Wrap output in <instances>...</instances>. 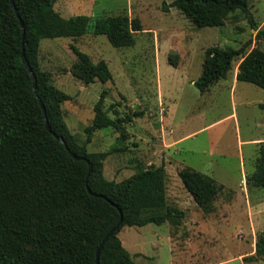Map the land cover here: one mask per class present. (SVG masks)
Listing matches in <instances>:
<instances>
[{"label":"rangeland","instance_id":"1","mask_svg":"<svg viewBox=\"0 0 264 264\" xmlns=\"http://www.w3.org/2000/svg\"><path fill=\"white\" fill-rule=\"evenodd\" d=\"M173 0H57L63 17L88 15V31L76 38H43L39 62L56 87L70 95L62 104L65 121L80 143L103 91L110 117L130 115L123 141L112 127L95 131L89 152H111L104 161V177L121 181L140 164L163 165L167 203L184 211L179 225L171 222L124 225L118 232L135 264H264L255 256L257 235L264 231V191L248 189L246 176L254 170L256 144L239 140L264 136V89L235 79L241 56L226 78L201 94L194 81L202 71L210 46L253 47L264 51V0H249L246 12H231L221 26L198 27ZM138 17L142 30L131 46L115 47L106 35L94 34L98 17ZM249 42V43H248ZM94 62L104 59L112 79L84 84L70 73L76 59L71 46ZM170 58V59H169ZM134 112H142L133 115ZM234 113V115H233ZM238 127V130L236 129ZM170 128L174 131L170 132ZM189 135L170 148V138ZM123 147L122 151H113ZM189 166L223 185L212 212L199 208L185 189L179 168Z\"/></svg>","mask_w":264,"mask_h":264},{"label":"trees","instance_id":"2","mask_svg":"<svg viewBox=\"0 0 264 264\" xmlns=\"http://www.w3.org/2000/svg\"><path fill=\"white\" fill-rule=\"evenodd\" d=\"M0 0V264H95L96 250L103 237L122 218L113 235L104 243L98 264H135L123 246L118 232L124 225L143 226L166 221L179 225L184 211L169 205L166 197V172L163 165L144 167L121 181L104 177V161L109 151L89 152L92 134L112 127L119 140L127 136L125 123L130 115L110 117L104 108L103 91L94 105V116L85 127L80 143L64 118L62 104L70 95L56 87L49 71L39 62L43 38L80 37L88 31V15L61 16L57 0ZM249 0H173L171 7L180 10L198 27L221 26L236 10L246 12ZM24 23L22 33L20 20ZM257 29V37L264 30ZM142 30L138 17L109 15L94 20L92 32L104 34L115 47L134 44V34ZM249 43V42H248ZM248 44L240 48L205 49L202 71L194 85L201 94L226 78L233 61L241 56L236 79L264 89V51ZM76 55L70 73L84 84L112 79L104 59L91 57L72 45ZM22 50L34 72L36 94L28 70L23 66ZM170 59V58H169ZM52 131L61 135L68 148L83 160L72 158L64 145L45 127L43 111ZM142 112H134L133 115ZM116 147L113 151H122ZM92 171L88 173V163ZM254 170L246 184L264 191V141L256 143ZM185 189L205 213L212 212L213 202L223 185L213 177L189 166L178 170ZM91 191L103 194L121 210ZM255 256L264 260V231L257 235Z\"/></svg>","mask_w":264,"mask_h":264},{"label":"water","instance_id":"3","mask_svg":"<svg viewBox=\"0 0 264 264\" xmlns=\"http://www.w3.org/2000/svg\"><path fill=\"white\" fill-rule=\"evenodd\" d=\"M10 4H11L12 8L14 9V11L16 12L15 5H14V1H13V0H10ZM17 16H18V15H17ZM18 18H19V20H20V25H21L22 33H24V23L21 21V19H20L19 16H18ZM22 62H23V66H24V67L28 70V72H29V75H30V77H31V79H32V82H33V91H34V93L36 94V88H37V86H36V79H35V76H34V72H33V70L31 69V67H30V65H29V63H28V61H27V59H26V56H25L24 50H22ZM37 98H38V100H39V104H40V106H41V108H42V111H43V119H44V124H45L46 129H47V130H48V131H49V132H50V133H51V134H52L57 140H59V141L64 145V147L66 148V150L68 151L69 155H70L72 158H74L75 160H83V159H85L84 157H80V156L76 155L75 153H73V152L68 148V146H67V144H66L64 138H63L61 135H57L54 131H52V129L50 128V125H49V123H48V119H47L46 113H45V106H44V104L41 102L40 98H39V97H37ZM86 161H87V163H88V173H87V175H90V173H91V171H92V164H91V162L88 161L87 159H86ZM87 191H88L89 194H91V195L94 196V197L103 198V199H105L106 201H108L111 205L115 206V207L118 209V211H119V213H120V215H121V210H120V208H118V206H117L115 203H113L112 201H110V200H109L107 197H105L103 194H99V193L93 192V191L90 190L89 187H87ZM121 222H122V218H120V220H119V222L117 223V225H116L114 228H112L111 230H109V231L107 232V234L103 237L102 241L100 242V244H99V246H98V248H97V250H96L95 264H98V263H99V253H100V250H101V248L103 247L104 243L107 241V239H108L111 235L114 234V232L116 231V229L118 228V226L121 224Z\"/></svg>","mask_w":264,"mask_h":264},{"label":"crops","instance_id":"4","mask_svg":"<svg viewBox=\"0 0 264 264\" xmlns=\"http://www.w3.org/2000/svg\"><path fill=\"white\" fill-rule=\"evenodd\" d=\"M237 70H238V68L236 67L235 68V71H234V80H233V85H232V87L234 86V85H236V83L237 82H235V79H236V73H237ZM219 83V82H218ZM217 85V83L215 84V86ZM210 91V90H209ZM208 91V92H209ZM207 92V93H208ZM259 106H261V107H263L264 108V101L263 102H260L259 103ZM233 115H234V113H233ZM236 129L238 130V127L236 126ZM174 131V129L173 128H170V132H173ZM189 135H185V136H183V137H180V138H177V139H171L170 138V143L168 144V145H170V148L172 147V146H175L176 144H178V143H180L184 138H186V137H188ZM260 141H264V136L262 137V138H259V139H247V140H245V141H241V140H239V143H241V144H243V143H247V144H256V143H258V142H260ZM180 169V168H179ZM177 175H178V172H177ZM252 186H248V188H247V194H248V189L249 188H251Z\"/></svg>","mask_w":264,"mask_h":264}]
</instances>
